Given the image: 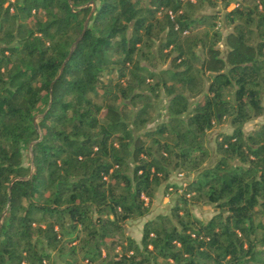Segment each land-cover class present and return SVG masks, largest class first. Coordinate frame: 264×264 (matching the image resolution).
<instances>
[{"label": "trees", "instance_id": "obj_1", "mask_svg": "<svg viewBox=\"0 0 264 264\" xmlns=\"http://www.w3.org/2000/svg\"><path fill=\"white\" fill-rule=\"evenodd\" d=\"M263 114L264 0H0V264H264Z\"/></svg>", "mask_w": 264, "mask_h": 264}, {"label": "rangeland", "instance_id": "obj_2", "mask_svg": "<svg viewBox=\"0 0 264 264\" xmlns=\"http://www.w3.org/2000/svg\"><path fill=\"white\" fill-rule=\"evenodd\" d=\"M232 6H233V4L230 7H232ZM222 28L224 29V31H226L228 26L223 25ZM221 47L223 49V52H225V50L227 49V46L224 42L221 43ZM162 65H165V63ZM163 97L164 96L157 98L155 100V103H156L155 105L159 108L153 114V118H152L151 122L149 123V125L154 124L157 120H159L165 116L166 112H165L164 106H163L165 103V98H163ZM159 100H161V102H159ZM263 120H264V114L248 121L245 124L246 130H250V129L254 128ZM231 129L232 128H231L229 121L226 120L222 125H217L210 131L209 136H208V143H209L210 147L213 149V156L211 158V161H214L217 158V153L215 151L217 134L221 130L230 131ZM193 175H194L193 173H191V175H188L186 172H184L182 175H180L178 169H173L171 176L169 178V181L183 183V182H185L186 179L192 177ZM174 197H175V194H173V193L171 194L169 192V190H167V188H166V183H163L160 186V188L157 191L154 199L151 202L149 213L146 214L145 216L130 218L127 220V225H126L127 232L131 236H133L135 239L140 241L141 236H142V228H143L144 221L147 218L155 216L156 214H158L160 212L169 211L170 207L172 206V204L174 202ZM191 209L197 216L204 218V219L210 218L214 214V212L216 211L214 203H211L205 199H201L197 202L192 203Z\"/></svg>", "mask_w": 264, "mask_h": 264}, {"label": "water", "instance_id": "obj_3", "mask_svg": "<svg viewBox=\"0 0 264 264\" xmlns=\"http://www.w3.org/2000/svg\"><path fill=\"white\" fill-rule=\"evenodd\" d=\"M88 20H89V17L87 18V20H86V22H85V28H84V30L82 31V33L80 34V36L76 39L75 44L81 39L82 35L84 34V32H85V30H86V26H87V24H88ZM73 49H74V46H72V48H71V50H70V53L68 54V56L66 57L65 61L63 62L62 67H61V70H60V74H61V72L63 71V68H64V66H65V64H66V62H67V60L69 59V57H70V55H71ZM36 125L38 126V124H36Z\"/></svg>", "mask_w": 264, "mask_h": 264}, {"label": "built area", "instance_id": "obj_4", "mask_svg": "<svg viewBox=\"0 0 264 264\" xmlns=\"http://www.w3.org/2000/svg\"><path fill=\"white\" fill-rule=\"evenodd\" d=\"M183 174V172H180V175H182Z\"/></svg>", "mask_w": 264, "mask_h": 264}, {"label": "crops", "instance_id": "obj_5", "mask_svg": "<svg viewBox=\"0 0 264 264\" xmlns=\"http://www.w3.org/2000/svg\"><path fill=\"white\" fill-rule=\"evenodd\" d=\"M232 128V127H231Z\"/></svg>", "mask_w": 264, "mask_h": 264}]
</instances>
